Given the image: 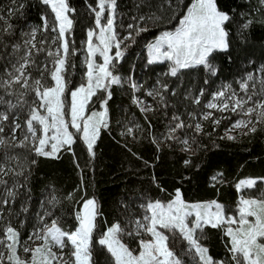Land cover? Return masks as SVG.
<instances>
[{"label":"snow or ice","instance_id":"snow-or-ice-1","mask_svg":"<svg viewBox=\"0 0 264 264\" xmlns=\"http://www.w3.org/2000/svg\"><path fill=\"white\" fill-rule=\"evenodd\" d=\"M41 2L50 7L54 14L51 22L46 17L42 18L43 30L50 29L54 35L38 40L39 29L33 28L23 34L22 45L12 44L11 53L0 52V60L5 61L3 74H0V89L6 95L16 97L13 103L0 95V104H7V111H0V133L4 132V122L11 123V142L0 136V147L22 148L35 157L58 159L62 150L73 151L72 146L79 139L86 146L89 157L94 158L101 130L109 126L107 104L112 95L110 89L124 82L122 77L114 74L116 60L124 56L122 47H129L125 41L135 42V36L148 29L130 23L127 27L131 31L120 39L116 31L118 0H97L94 8L89 5L94 15V28H89L86 33V83L72 88L70 69H74L75 65L71 57L76 55L77 50L69 39L74 27V20L69 13L74 12V9L69 6L68 0ZM259 2L264 7V0ZM133 19L140 22L146 19L157 21L160 17L153 14ZM230 21V15L218 8L216 0H192L178 26L173 31L162 32L147 45L148 63L167 62L168 72L165 75L177 79L183 70L200 66L206 73L215 76L217 69L212 63L213 54L229 50L227 25ZM250 24L251 21H247L241 27L247 29ZM3 32L10 34V26L3 29ZM8 47L0 35V48ZM22 48L24 52L20 54ZM113 48L116 49L115 58L110 55ZM41 54L45 55V59L39 62ZM97 55L103 63L96 62ZM260 71L264 72V66H261ZM33 72L39 75L33 76ZM254 80L255 77L249 73L240 81V90L244 96H239L231 85H222L204 105L209 110L246 117L235 120L221 139L235 140L236 137L231 134L235 129H247L243 133L247 136L258 130L257 125H264V79L259 81V91L255 90L254 85L252 91H249L248 82ZM129 82L134 91L139 90V85ZM157 84L158 87L148 91L147 95L156 99L158 106L167 109L169 104L166 94L171 92L175 96L178 92L162 81L158 80ZM100 92L107 94L100 100L103 110L93 111L89 108V102ZM203 95L204 89H200L198 96L193 97L189 93L185 99H191L199 105ZM30 96L31 100L28 99ZM133 103L142 114L159 110V107L154 109L135 96ZM16 109L27 112L23 138L16 135L17 130L22 128L18 117L13 118ZM188 115L191 119H197L193 113ZM227 118H216L212 111L203 112L199 117L201 120H211L216 126ZM135 127L139 128L138 125ZM184 129H191L198 136L203 132V125L200 122L186 124L174 112L164 139L182 143L185 145L184 151H194L192 143H195V137L190 141L188 138L181 140L176 135L178 130ZM132 131L133 128H128L129 133ZM153 143L156 141L153 140ZM73 155L75 157L74 152ZM36 163L35 159L29 160L27 156L21 158L19 154L10 155L7 151L0 158V264H98L95 251L97 245L107 253L109 264H185L172 247L178 240L187 243L185 254L193 258L194 264H227V261H215L208 254V248L201 243L207 226L223 229L224 235L228 237L226 246L232 264H264V191L257 197L241 195L236 213L228 214L225 207L216 200L189 204L182 199L177 189L174 198L167 203L157 200L141 205L145 214L142 218L129 221L130 231L117 222L99 238L95 235L97 218L101 215L98 203L95 197H82L80 207L74 212L76 225L73 230L61 227L59 217L49 222L47 218L52 217L53 213L45 209L43 214L37 215V224L27 240L22 241L19 230L10 221L4 223L7 219L4 213L7 209L8 216L13 214L11 204L19 196V190L28 187L31 166ZM189 163L185 161L186 165ZM6 177L11 179V184ZM211 179L222 182V173H217ZM260 180L264 181V178ZM257 184V179L247 178L239 181L236 189L242 192L255 188ZM67 199H72L71 193ZM47 203L55 207L58 201L52 197ZM27 211V207H21V212ZM125 235L139 237L138 249L133 250L123 242ZM145 236L149 238L145 239ZM29 241L40 243L29 247ZM21 247L24 253H30L29 258L19 255L18 249Z\"/></svg>","mask_w":264,"mask_h":264},{"label":"trees","instance_id":"trees-1","mask_svg":"<svg viewBox=\"0 0 264 264\" xmlns=\"http://www.w3.org/2000/svg\"><path fill=\"white\" fill-rule=\"evenodd\" d=\"M216 2L218 8L231 17L227 25L229 50L213 54L212 63L216 66L217 74L211 76L200 66L183 70L177 79L165 75L168 72L167 62L149 64L145 47L162 32L173 31L178 26L192 0H118V37L123 39L128 35L131 29L127 26L130 23L139 24L148 30L135 36V42L125 41L129 47H122L124 56L116 60L114 74L122 77L124 82L113 85L110 89L112 95L107 104L109 126L101 130L95 145L94 158L89 157L86 146L79 139L73 144V151L62 150L58 159L35 157L22 148L0 147V158L7 151L10 155L19 154L21 158L27 156L29 160L37 161L31 166L28 187L19 190V196L11 204L13 214L8 216L7 209L4 213L7 217L4 223L10 221L19 230L21 240L26 239L33 231L37 224V215L43 214L45 209L53 213L52 217L47 218L49 222L59 217L61 227L73 230L76 225L74 212L80 207L82 197H95L98 203L101 215L97 218L95 235L99 238L108 227L117 222L130 231L129 221L142 218L145 214L141 205L149 201H170L177 189L186 202L216 200L229 212L237 207L240 195L236 189L238 180L254 177L258 183L263 182L260 178H264V125H257L258 130L247 136L243 134L245 131L234 135L235 140L221 139L225 135V125L220 123L216 126L208 120L200 121L203 132L198 136L191 129L178 130L176 135L181 140L188 138L191 141L195 137V143H192L194 151H184L185 145L182 143L164 139L172 114L175 112L186 124L194 125L196 120L191 119L188 114L196 115L198 107L214 89L231 85L234 90L249 73L255 77L254 81L248 82L249 91H252L253 85L256 91L261 87L259 81L264 79V72L260 71L261 66H264V7L259 0ZM68 3L74 9V12L69 13L74 20L69 39L77 50L76 55L71 57L75 68L70 69V87L75 88L82 82L84 75L81 47L87 30L94 28V15L89 5L94 8L97 0H68ZM20 5L23 7H19ZM137 5L140 7L137 8ZM153 14L160 19H146L142 22L133 19ZM0 17V35L3 36L4 43L9 45L7 49L0 48V52L11 53L12 44L22 45L23 34L33 28L39 29L37 38L44 39L54 35L50 29L43 30L42 18L46 17L51 22L54 14L41 0H15V3L13 0H0ZM247 21H251V24L243 29L241 26ZM9 26L10 34L4 33L3 29ZM23 52L22 48L20 54ZM135 57L137 60L134 63V78L137 82L145 79L146 83L151 84L154 78H158L167 83L170 89L178 92L175 96L171 92L166 94L169 104L167 109L158 106L156 99L145 95L143 90L138 94L145 96L149 105L154 109L159 107V110L142 114L133 103L135 92L130 86L127 73ZM138 58L143 59L139 61ZM44 59V54L38 57L39 62ZM4 64L5 61L0 60V74H3ZM38 75V72H33V76ZM205 80L208 81L207 84ZM189 86H192L189 93L193 97L199 95L200 89H204L199 105L194 104L191 99H185ZM0 95L6 101L16 102V97L6 95L3 89H0ZM106 95L103 92L98 93L91 103L100 106V100ZM28 99L31 100L32 97ZM0 111H7V104H0ZM13 116L18 117L23 128L27 117L26 110L16 109ZM130 127L133 128L131 133L128 132ZM186 160L190 161L187 165ZM217 173H222V182L211 179ZM11 183L9 179V184ZM258 187L257 184L255 188L248 189L250 195H254ZM69 193L72 194L71 200L67 199ZM52 197L58 201L55 207L47 203ZM22 206L27 207L26 213L21 212ZM204 231L205 238L201 243L208 248V254L215 261L232 264L226 246L228 237L224 235L223 229L207 226ZM138 240L139 237H123V242L133 250L138 249ZM172 247L185 264H194L193 258L185 254L186 242L178 240ZM95 251L98 264H109L106 252L98 245Z\"/></svg>","mask_w":264,"mask_h":264},{"label":"rangeland","instance_id":"rangeland-1","mask_svg":"<svg viewBox=\"0 0 264 264\" xmlns=\"http://www.w3.org/2000/svg\"><path fill=\"white\" fill-rule=\"evenodd\" d=\"M221 11H222V10H221ZM224 12H225V11H224ZM23 39H24V38H23ZM37 39L39 40L40 38H37ZM155 39H156V38H155ZM155 39H153V40L150 41L149 43H152ZM86 40H87V36H86L85 40L83 41V44H82V47H81L82 62H83V65H84V75H83V79H82V82H81V83H86L85 73H86L87 69H86V65H85V63H84V61H85V59H86V57H87V50H86V43H85ZM49 42H50V41H49ZM149 43H148V44H149ZM148 44H147V45H148ZM115 51H116V49L113 48L112 51L110 52V55H112L114 58H115ZM145 53L147 54V59H149V53H148V47H147V46L145 47ZM139 57H140V55H139ZM142 59H143V58H142ZM142 59H139V58H138L139 61L142 60ZM95 60H96L97 63H103V60H102L101 57H99V55L96 56ZM135 60H137V57H135L134 60H133V61L130 63V65H129V69H128V73H127V78H128V81L134 82V83H136L137 85L140 86V87H139V90L134 91V92H135L134 96H135V97H138L140 100L144 101L145 104L149 105L148 101L145 99V96H140V95L138 94V92H139L140 90H143L144 94L147 95L148 91H151V90H153L154 88H157V87H158L157 81H158V80L161 81V80L158 79V78H154V81H152L151 84L146 83L147 80H145V79H144L142 82H137V81L135 80V78H134V75H135V68H136V66H135V68H134V63L136 62ZM137 62H138V61H137ZM136 65H137V63H136ZM81 83H80V84H81ZM80 84H79V85H80ZM79 85H78V86H79ZM220 88H221V86H220L219 88H216V89H214L213 91H211V92L209 93V95H208L207 100H206L205 102H203V104L200 105V106L198 107V109H197V114H196L197 119H195V120H196V122L204 121V120L199 119V117L201 116V114H202L203 112H207V111H212L213 114H214V116H215L216 118H220V117H222V116H223V117H228L227 119H222V121H221V124H224V125H225V128H224V133H225V131L231 127L232 123H233L235 120H237V119H241V118H245V119H246V117H241V116H238V115L233 114V113H231V112L220 113V112H216L215 110H209V109L204 108V105L207 104V103L209 102V100L211 99L212 94L215 93V92H217ZM191 89H192V86H189V88H188V92H187L188 94H189V91H190ZM234 90L236 91V93H238L239 96H244V95H245L244 92H242V91L240 90V86H237ZM147 96H149V95H147ZM150 97H152V96H150ZM11 101H12V100H11ZM89 108H90L91 110H93V111H102V110H103V109H101L100 106H94V105L91 103V101L89 102ZM86 114H88V113H87V110H86ZM13 118H17V117H16V116H13ZM208 121H209L211 124H213V123L211 122V120H208ZM18 122H19V121H18ZM253 122H255V118H254V117H253ZM5 124H7V125H5ZM5 126H6V127H5ZM25 130H26V129H25L24 126H23V128H22L21 130L18 129V130H17V133H16L17 137H18V138H23V135H24V131H25ZM246 130H247V129H245V128L235 129L234 131H232L231 134H232V135H236V134L241 133V132H244V131H246ZM0 136H3V137H5V138H7V139L11 142V123H10V122H4V132H3V133H0ZM247 178H254V177H245V178H242V179L238 180L237 184L239 183V181H241V180H243V179H247ZM255 179H257V178H255ZM258 186H259V187H258L257 190L255 191L254 195H250V191H249L250 189H249V190H244V191L240 192V195H239V197H238V200H239V198H240L241 195L251 196V197H257V196H259L260 193H261L262 191H264V181H263V182H259V183H258ZM173 198H174V197H173ZM173 198H172V199H173ZM172 199H171V200H172ZM167 202H169V201H167ZM167 202H164V203H167ZM185 202H186V201H185ZM207 202H208V201H207ZM187 203H189V204H194V202H187ZM200 203H201V202H200ZM220 204H221V203H220ZM237 204H238V203H237ZM226 211H227V210H226ZM236 211H237V207H236V209H232V210H230V211L227 212V213H228V214H235ZM27 238H28V237H27ZM27 238L24 239V240H22V241L27 240ZM148 238H149V237H147L146 239H148ZM38 243H40V242H39V241H36L35 243H33V242L29 241V243H28L27 246H29V247H35L36 244H38ZM18 252H19V255H20L22 258L27 259V258L30 257V253H29V254L24 253L22 247L18 249ZM218 261H219V260H218Z\"/></svg>","mask_w":264,"mask_h":264},{"label":"crops","instance_id":"crops-1","mask_svg":"<svg viewBox=\"0 0 264 264\" xmlns=\"http://www.w3.org/2000/svg\"><path fill=\"white\" fill-rule=\"evenodd\" d=\"M155 39V38H154ZM210 201H212V200H210ZM209 202V201H208ZM194 203H200V202H194Z\"/></svg>","mask_w":264,"mask_h":264}]
</instances>
